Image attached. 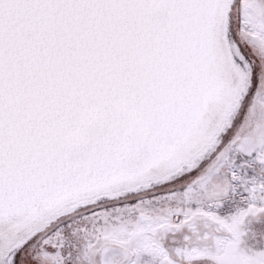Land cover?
I'll use <instances>...</instances> for the list:
<instances>
[{"label": "snow or ice", "instance_id": "6c2138e0", "mask_svg": "<svg viewBox=\"0 0 264 264\" xmlns=\"http://www.w3.org/2000/svg\"><path fill=\"white\" fill-rule=\"evenodd\" d=\"M258 15L0 0V264H264V126L238 134L264 87ZM109 204L130 218L74 234Z\"/></svg>", "mask_w": 264, "mask_h": 264}, {"label": "rangeland", "instance_id": "374dc122", "mask_svg": "<svg viewBox=\"0 0 264 264\" xmlns=\"http://www.w3.org/2000/svg\"><path fill=\"white\" fill-rule=\"evenodd\" d=\"M254 31H250L247 36L252 38V42L264 47V16H254L252 19ZM248 103L247 101L245 102ZM259 124L264 126V87H262L256 97L252 98L251 108L249 109L248 117L244 125L239 129L240 135H248V125ZM224 183L222 178H218L212 185L209 186V190L214 189L218 185ZM161 208H166V202L160 203ZM123 217L129 219V213L124 209H119L114 204L107 205V214L102 217H86L79 221H76L73 225V232L78 238H89L93 236L97 231L98 221L111 224L113 220ZM110 243V242H109ZM41 264H48L47 257L41 259Z\"/></svg>", "mask_w": 264, "mask_h": 264}]
</instances>
